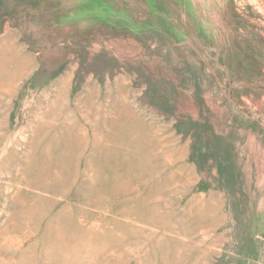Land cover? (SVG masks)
<instances>
[{
	"label": "rangeland",
	"instance_id": "374dc122",
	"mask_svg": "<svg viewBox=\"0 0 264 264\" xmlns=\"http://www.w3.org/2000/svg\"><path fill=\"white\" fill-rule=\"evenodd\" d=\"M0 264H264V0H0Z\"/></svg>",
	"mask_w": 264,
	"mask_h": 264
}]
</instances>
